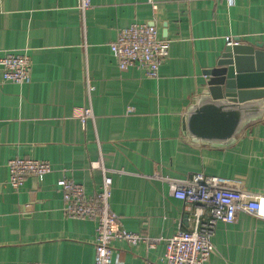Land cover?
<instances>
[{"label":"crops","instance_id":"crops-1","mask_svg":"<svg viewBox=\"0 0 264 264\" xmlns=\"http://www.w3.org/2000/svg\"><path fill=\"white\" fill-rule=\"evenodd\" d=\"M0 0V56L25 53L32 82L0 73V264H95L96 223L65 216L57 187L67 178L88 196L113 178L111 209L131 232L161 239L155 249L113 244L115 264H166V239L195 227L192 208L170 194L193 174L241 179L264 194V121L234 144L200 145L182 132L183 117L217 67L227 37L262 46L264 0ZM134 24L153 25L170 42L159 79L119 69L110 44ZM94 120L80 121L87 102ZM132 109V111H130ZM47 161L44 181L9 185V161ZM209 264H264V220L241 213L219 223Z\"/></svg>","mask_w":264,"mask_h":264},{"label":"built area","instance_id":"built-area-1","mask_svg":"<svg viewBox=\"0 0 264 264\" xmlns=\"http://www.w3.org/2000/svg\"><path fill=\"white\" fill-rule=\"evenodd\" d=\"M91 6V0H79L81 13ZM226 41L227 46L240 44L233 37H227ZM110 49L120 70L138 68L149 78L159 79L161 65L169 56L170 42L162 40L153 25L134 24L120 32L110 44ZM32 68L31 58L25 53L0 56L3 82L29 85L32 82ZM86 87L88 105L80 116L83 127L94 120L92 93L95 87L89 79ZM8 167L9 185L15 191H20L28 178L44 181L53 171L47 161L20 157L10 160ZM91 167L100 170L103 175L100 191L95 196H88L82 184L67 178L60 179L57 187L63 197L66 217L96 223L95 264H115L113 244L116 242H125L133 247L144 244L148 249H155L161 239H151L147 235L126 230L119 216L111 209L113 178L107 173L103 160L92 163ZM170 194L192 208V218L189 220L194 221L195 227L192 231L180 230L166 239V264H209L215 251L213 238L219 223L232 224L241 213L264 220V194L249 192L241 179L196 173L185 181L172 182Z\"/></svg>","mask_w":264,"mask_h":264},{"label":"water","instance_id":"water-1","mask_svg":"<svg viewBox=\"0 0 264 264\" xmlns=\"http://www.w3.org/2000/svg\"><path fill=\"white\" fill-rule=\"evenodd\" d=\"M262 48L227 46L217 67L206 72L207 87L193 98L183 117L185 137L200 145L230 146L264 121Z\"/></svg>","mask_w":264,"mask_h":264}]
</instances>
